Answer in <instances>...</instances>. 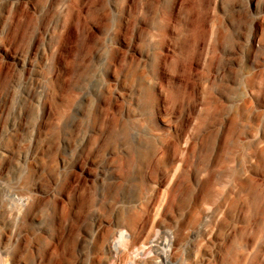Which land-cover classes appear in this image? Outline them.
I'll list each match as a JSON object with an SVG mask.
<instances>
[{
    "label": "rangeland",
    "instance_id": "374dc122",
    "mask_svg": "<svg viewBox=\"0 0 264 264\" xmlns=\"http://www.w3.org/2000/svg\"><path fill=\"white\" fill-rule=\"evenodd\" d=\"M263 222L264 0H0V264H234Z\"/></svg>",
    "mask_w": 264,
    "mask_h": 264
},
{
    "label": "bare ground",
    "instance_id": "6f19581e",
    "mask_svg": "<svg viewBox=\"0 0 264 264\" xmlns=\"http://www.w3.org/2000/svg\"><path fill=\"white\" fill-rule=\"evenodd\" d=\"M22 67H23V69L26 67V62H22ZM172 171H174V169ZM153 194H157L156 198L151 199L147 204L141 206V208L136 211V214L138 215V217L140 219L145 218V220L147 222H151V223L153 221H155V219H157L161 215L163 208H164V204L166 202V197H167L168 191H167V188L163 186L159 190L155 189ZM263 234H264V222H263V224L262 223H256L255 225L252 226V229L250 232V239L247 241V243L244 247L239 248V250L235 256L234 264H244V261H245L246 257L248 256L249 252L255 246V244H257V241L260 240L259 238H262ZM166 237H168V236L166 235ZM169 243H171V242H169ZM239 246H240V244H239ZM152 247L155 251L162 254L163 261L168 263V259L166 260V254H165L168 251L165 252V249H164L165 247H167V242L163 241V240H159L157 238V240L152 242ZM170 264H175V263H170Z\"/></svg>",
    "mask_w": 264,
    "mask_h": 264
}]
</instances>
